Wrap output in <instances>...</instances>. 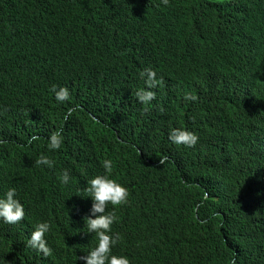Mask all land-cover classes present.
<instances>
[{
  "label": "trees",
  "instance_id": "1",
  "mask_svg": "<svg viewBox=\"0 0 264 264\" xmlns=\"http://www.w3.org/2000/svg\"><path fill=\"white\" fill-rule=\"evenodd\" d=\"M148 2L0 0V196L16 188L25 208L22 222L0 221V264L84 262L96 238L71 197L104 159L130 193L112 225L114 254L264 264V0ZM53 87L69 100L58 103ZM141 89L155 93L150 104ZM174 127L195 132L197 145H173ZM53 131L64 137L57 152L47 149ZM42 153L53 168L35 164ZM45 221L52 255L41 257L26 238Z\"/></svg>",
  "mask_w": 264,
  "mask_h": 264
},
{
  "label": "clouds",
  "instance_id": "2",
  "mask_svg": "<svg viewBox=\"0 0 264 264\" xmlns=\"http://www.w3.org/2000/svg\"><path fill=\"white\" fill-rule=\"evenodd\" d=\"M172 1L149 0V2L162 7L169 6ZM260 70L259 81L262 82L264 80V67H261ZM140 76L145 78L146 88L156 87L157 79L154 70L146 68L140 73ZM52 91L58 103L66 102L70 98L69 90L65 87H53ZM136 97L139 102L148 105L155 99V93L141 89L136 92ZM184 99L195 102L198 97L192 94H185ZM252 105L255 107L256 102L252 101ZM38 139V136L33 135L28 142L32 143ZM168 139L173 145L194 148L198 143L199 137L195 132L186 128L174 127L169 131ZM63 144L64 137L61 131H53L47 138V149L50 152L61 150ZM101 163L104 171L88 179L71 197L73 216L77 221L81 222L84 228L86 227L87 231H84L85 233L92 234L96 238L95 246L87 255L80 257V259L84 261L82 264H132L131 259L127 255L114 254L113 249L121 238L119 234L112 232V225L118 222L117 211L128 203L130 193L127 184L111 171L113 170L112 160L104 159ZM35 164L47 168L54 167V161L43 153L35 160ZM57 179L61 185H68L70 182L69 172L67 170L61 171ZM261 182L264 186V168ZM16 197V188H8L3 196H0V221L4 224L15 225L22 222L25 218L24 205ZM208 221L209 218H205L198 222L206 224ZM50 231L51 225L48 222L37 223L31 234L27 233V247L41 257L52 255V249L48 246L46 240V235ZM231 264H235V260H232Z\"/></svg>",
  "mask_w": 264,
  "mask_h": 264
},
{
  "label": "rangeland",
  "instance_id": "3",
  "mask_svg": "<svg viewBox=\"0 0 264 264\" xmlns=\"http://www.w3.org/2000/svg\"><path fill=\"white\" fill-rule=\"evenodd\" d=\"M135 63H136V64H141V63H143V59H142V58H137V59L135 60Z\"/></svg>",
  "mask_w": 264,
  "mask_h": 264
},
{
  "label": "bare ground",
  "instance_id": "4",
  "mask_svg": "<svg viewBox=\"0 0 264 264\" xmlns=\"http://www.w3.org/2000/svg\"><path fill=\"white\" fill-rule=\"evenodd\" d=\"M263 177V176H262Z\"/></svg>",
  "mask_w": 264,
  "mask_h": 264
}]
</instances>
